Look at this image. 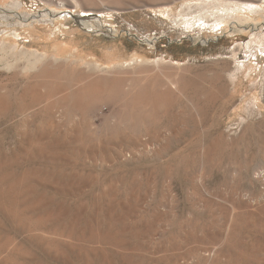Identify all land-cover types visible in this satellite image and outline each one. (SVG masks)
<instances>
[{
  "label": "rangeland",
  "instance_id": "obj_1",
  "mask_svg": "<svg viewBox=\"0 0 264 264\" xmlns=\"http://www.w3.org/2000/svg\"><path fill=\"white\" fill-rule=\"evenodd\" d=\"M66 2L0 0V264H264V0Z\"/></svg>",
  "mask_w": 264,
  "mask_h": 264
},
{
  "label": "bare ground",
  "instance_id": "obj_2",
  "mask_svg": "<svg viewBox=\"0 0 264 264\" xmlns=\"http://www.w3.org/2000/svg\"><path fill=\"white\" fill-rule=\"evenodd\" d=\"M48 1H50V2H52V3H54V2H56L57 4H59V5H66L67 4V2H66V0H48ZM67 6V5H66ZM209 21V20H208ZM209 23V22H208ZM209 25V24H208ZM215 25V24H214ZM217 25V24H216ZM213 27H215V26H213ZM217 27V26H216ZM215 27V28H216ZM212 28V27H211Z\"/></svg>",
  "mask_w": 264,
  "mask_h": 264
}]
</instances>
